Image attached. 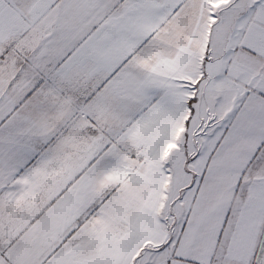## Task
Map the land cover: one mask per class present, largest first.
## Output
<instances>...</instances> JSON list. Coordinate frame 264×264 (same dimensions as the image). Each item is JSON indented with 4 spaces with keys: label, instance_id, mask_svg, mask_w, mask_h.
Instances as JSON below:
<instances>
[{
    "label": "snow or ice",
    "instance_id": "obj_1",
    "mask_svg": "<svg viewBox=\"0 0 264 264\" xmlns=\"http://www.w3.org/2000/svg\"><path fill=\"white\" fill-rule=\"evenodd\" d=\"M0 264H264V0H0Z\"/></svg>",
    "mask_w": 264,
    "mask_h": 264
}]
</instances>
